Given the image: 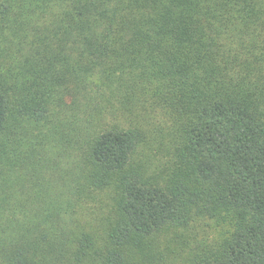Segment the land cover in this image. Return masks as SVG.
<instances>
[{
  "label": "trees",
  "instance_id": "obj_1",
  "mask_svg": "<svg viewBox=\"0 0 264 264\" xmlns=\"http://www.w3.org/2000/svg\"><path fill=\"white\" fill-rule=\"evenodd\" d=\"M0 264H264V0H0Z\"/></svg>",
  "mask_w": 264,
  "mask_h": 264
}]
</instances>
